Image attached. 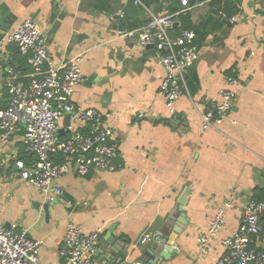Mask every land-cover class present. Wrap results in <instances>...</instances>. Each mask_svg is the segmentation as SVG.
Wrapping results in <instances>:
<instances>
[{"label":"crops","instance_id":"1","mask_svg":"<svg viewBox=\"0 0 264 264\" xmlns=\"http://www.w3.org/2000/svg\"><path fill=\"white\" fill-rule=\"evenodd\" d=\"M138 1L0 0L2 31L34 21L45 34L55 67L78 61L83 81L72 93L73 105L111 115L117 160L123 165L112 173L59 178L62 194L50 203L47 218L34 205L48 200L15 175L12 158L26 164L32 160L20 137L0 142V219L43 242L41 264H63L58 251L69 222L84 233L102 230L98 264H134L142 258L145 263L150 257L143 251L158 235L169 236L176 252L157 264H216L223 253L220 241L238 228L250 195L264 199V0H190L178 12L175 0ZM180 15L188 16L191 27L184 29ZM165 18L171 38L183 29H197L199 50L172 111L158 95L164 70L155 47L142 48L137 38L119 34L145 32ZM8 68L21 82L30 81L26 57L7 47L0 53V110L9 102ZM230 74L240 81L233 113L216 130L202 131L200 113L219 101ZM185 192L187 224L175 235L164 224L178 215ZM225 202L230 203L226 232L209 239L203 252L197 239ZM145 235L150 240L141 244ZM120 241L126 258L117 263L112 248Z\"/></svg>","mask_w":264,"mask_h":264},{"label":"built area","instance_id":"2","mask_svg":"<svg viewBox=\"0 0 264 264\" xmlns=\"http://www.w3.org/2000/svg\"><path fill=\"white\" fill-rule=\"evenodd\" d=\"M135 4L140 5L138 0ZM188 8L190 0H178ZM167 18L155 20L145 32H120L137 38L142 48L152 45L159 53L158 64L164 70L158 95L169 111L174 109L185 90V73L199 58L192 30H181L171 38L163 27ZM235 18H231L233 22ZM171 27V24H169ZM264 42V38H263ZM14 46L26 57L30 81L21 82L14 69H6V91L9 98L0 110V142L6 144L19 136L31 162L14 160L15 175L25 185L33 186L50 203L62 194L57 181L73 173L87 177L94 172H116L123 168L119 159V142L110 125L111 115L93 108L75 107L71 100L74 89L83 81L78 61L55 67L48 54L47 39L39 25L25 20L12 31L0 29V53ZM240 81L237 75H226L219 101L200 113L201 130H216L233 113ZM68 125H62L65 117ZM60 131L63 134L60 135ZM230 207L225 202L208 222L206 233L197 239L204 252L209 239L225 231V214ZM264 199L251 194L244 206L238 228L227 231L221 239L223 253L216 264H264V251L255 243H264ZM16 224L6 228L0 219V264H41V240L29 238L25 231L17 232ZM102 230L84 233L79 225L69 222L58 256L63 264H98L95 253ZM226 232V231H225ZM150 240L145 235L140 243ZM252 241V243H251Z\"/></svg>","mask_w":264,"mask_h":264},{"label":"water","instance_id":"3","mask_svg":"<svg viewBox=\"0 0 264 264\" xmlns=\"http://www.w3.org/2000/svg\"><path fill=\"white\" fill-rule=\"evenodd\" d=\"M69 117H65L63 120L62 125H68ZM63 134L62 131H60V135ZM187 196V192H185L181 198L178 201L177 206V213L178 215L176 217H170L165 222V227L175 235H179L180 232L183 230V228L186 226V218L184 217L183 213V205L185 203V199ZM50 202L46 201L43 204L36 203L34 205L35 208L41 207L43 213L48 218L49 216V209H50ZM6 228H8V225H5ZM170 237H163L162 235H158L155 239L152 245L148 246L143 252L144 257L148 256L150 257L149 260H147L145 263L144 259H137L134 264H157L161 262L162 260L169 259V257L176 252L175 246L173 244L169 243ZM252 243V241H251ZM255 247L257 249L264 251V243H255ZM125 249V243L123 241L115 242L112 248V252L115 255H118L119 260L117 259V263H120L123 258H126V255L123 256V251Z\"/></svg>","mask_w":264,"mask_h":264},{"label":"trees","instance_id":"4","mask_svg":"<svg viewBox=\"0 0 264 264\" xmlns=\"http://www.w3.org/2000/svg\"><path fill=\"white\" fill-rule=\"evenodd\" d=\"M175 1H177V3H178V6H176L175 8H173V10L174 11H179L181 8H180V4H179V2H178V0H175ZM214 12H212V14H213ZM180 17H181V22H182V24H184V29L186 28H189V27H191L190 25H188V16L187 15H180ZM212 17V15L211 16H209L208 17V19H210ZM206 22V21H205ZM205 22H204V24H202L201 25V28H203V27H205ZM183 29V30H184ZM173 31H177V29H172ZM194 30V33H197V29H193ZM198 31H200V30H198ZM195 37H196V34H195ZM195 42H197L196 41V39H195ZM262 223L264 224V219L262 220Z\"/></svg>","mask_w":264,"mask_h":264}]
</instances>
